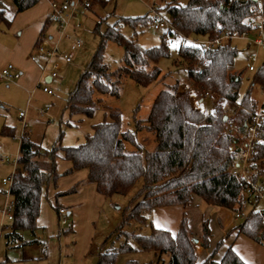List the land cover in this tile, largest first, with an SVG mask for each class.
<instances>
[{
	"label": "trees",
	"instance_id": "16d2710c",
	"mask_svg": "<svg viewBox=\"0 0 264 264\" xmlns=\"http://www.w3.org/2000/svg\"><path fill=\"white\" fill-rule=\"evenodd\" d=\"M11 1L16 12H21L39 0ZM91 1L92 4L95 1L103 2ZM262 2L264 4V0ZM256 5L257 0H188L184 5L179 4L178 0H163L159 10L167 13L168 17L162 14L165 18H174L173 27L165 30L158 46L149 48H142L136 40L124 37L118 29V23L106 24L102 29V22L96 23L93 30L99 33L101 41L66 99L65 108L70 115L90 117L95 104L101 102V95H119L123 77L141 86L157 80L161 72L156 63L161 57L169 55V45L165 38L174 36L181 37L177 54L186 76L202 99L205 93L209 94L212 110L200 117L185 92L179 90V82L176 81L156 94L144 120V126L154 135L155 145L150 151L125 152L124 141L137 149L139 145L131 132L121 131L120 112L110 107H105V118L92 125L91 132L76 146H62L59 135L51 149L45 150L29 136L21 137L17 165L11 174L8 189L13 202V218L4 234L6 245L25 243L21 232L30 231L34 234L37 229L43 189L51 179L60 175L56 171L59 151L62 158L70 163L62 174L85 170L87 182L93 183L96 192L105 198L113 194H126L141 180V187L130 200L132 203L120 227L130 220L145 223L148 213L154 207L185 206L193 196L200 197L206 204L240 210L243 182L231 173L235 159L229 147L234 137L227 132V114L230 108H235V122L242 132L257 105L250 97V90L254 85L264 88V62L252 71L248 88L239 96L240 74L232 69L237 50L231 40L210 48L190 43L187 39L213 38L217 29L229 32L250 30V10ZM3 13L0 10L2 19ZM121 20L135 29L148 26L151 17L147 12L144 16ZM46 25L45 20L41 32ZM106 40L120 45L124 51L122 65L114 70L104 61L103 45ZM149 63L153 66L146 69ZM141 126L138 122V127ZM0 135L13 136V128L2 126ZM260 137L264 140V128L260 130ZM251 159L253 180H261L264 169L258 166V162L264 161V143L256 147ZM75 190L72 187L68 192ZM60 208L55 206L57 215ZM246 215L218 241L212 253L201 264H245L231 243L219 260H214L213 256L232 231L257 242L264 239V210L250 209ZM129 236L134 239L135 246L126 241L117 248L102 251L95 264H114L118 254L131 252L135 247L152 251L157 262L163 255H167V264H197L194 252L196 238L189 229L185 214L175 234L155 228L149 223L147 234ZM209 237L210 230L205 219L200 223L198 237L202 247L208 246ZM6 263V260L0 261V264ZM124 264L139 263L130 259Z\"/></svg>",
	"mask_w": 264,
	"mask_h": 264
},
{
	"label": "rangeland",
	"instance_id": "374dc122",
	"mask_svg": "<svg viewBox=\"0 0 264 264\" xmlns=\"http://www.w3.org/2000/svg\"><path fill=\"white\" fill-rule=\"evenodd\" d=\"M102 1H95L92 4L90 0L89 9L77 14L76 21L80 23V26L75 29L68 27L67 34L58 38V50L61 53H71L72 60L66 63L60 57H55L56 78L50 82L44 80L50 65L45 70L42 69L44 59L35 53L34 48L31 49L30 57L37 65L39 73L37 79L16 83V81L8 82L0 78V129L2 125L13 128V136L0 135V156L9 157L7 161L0 160V193L8 190V184H3L2 178L9 177L15 167V161L12 159L18 156V140L23 121L26 123L25 130L31 140L40 143L45 150L51 149L59 135L62 146H76L84 141L86 134L91 132L92 125L105 118V107H110L120 112L121 131L131 132L139 145L137 149L131 143L124 141L125 152L139 150L143 153L152 150L155 145L154 135L146 129L144 120L160 90L178 81L179 90L185 92L186 98L200 117L209 114L212 110L211 97L205 96L202 99L191 80L186 76L185 68L179 62L177 54L181 37L174 36L165 38L169 45V55L161 57L156 63L161 72L157 80L147 86H141L130 78L123 77L119 95H101V102L95 104L94 112L90 117L82 114L70 115L65 108L66 99L101 41L99 33L93 30L96 23L102 22L101 29L106 24L118 23L120 33L126 38L136 40L142 48L158 46L165 33V29L154 30L147 25L133 29L121 20L146 15L149 12L148 5L151 0ZM187 2L188 0H178L181 5ZM40 3L43 8L47 7V2L41 0ZM162 3L163 0L156 1L158 7ZM12 8L10 0H0V10L4 11L3 19L0 18V44L15 51L7 54L1 53L2 59H8L12 54H16L17 48L14 49L16 40L25 36V31L22 35L19 34L20 27L16 29V24L10 26L7 14ZM162 14L168 17L166 12ZM43 32L55 39L58 37L53 24H47ZM75 41H79L80 46L72 49L71 44ZM231 43L237 50L232 69L240 74L238 94L242 96L253 75L252 71L247 69L248 58L254 54L256 56L254 65L255 68L258 67L264 62V49L243 39H232ZM123 55L124 51L120 45L111 40L104 42V61L111 69H117L122 65ZM7 63L15 66L12 60ZM152 66L153 64L149 63L146 69H151ZM43 86L50 89L52 94L44 93ZM250 97L258 105L261 104L264 101V89L254 85L250 90ZM46 107L48 108L46 114L40 115L39 109ZM19 111L24 112V119L18 117ZM138 122L141 123V127H138ZM258 163V166L264 169V161ZM69 166L70 163L62 158L59 151L56 171L60 175L51 179L43 189L37 229L34 234L30 231L21 232L24 245L16 247L6 245L4 234L11 221L5 215H1L0 261L7 259L6 264H95L97 250L114 249L126 241L135 246L132 236H127L145 235L149 232L148 219L145 223L130 220L120 227L122 218L127 215L128 206L132 203L130 200L141 187V180H138L126 194H113L103 199L96 194L94 185L87 182L85 170L80 169L62 174ZM258 184L264 189V177L258 180ZM72 187L76 190L68 192ZM55 206L69 212L65 217L68 225L61 223V216L57 215ZM257 207L264 209V202H260ZM147 217L150 218V213ZM197 228L196 230H200V224ZM33 241L39 242V245L32 244ZM129 259H134L139 264H157L153 252L144 250L118 254L114 264H124Z\"/></svg>",
	"mask_w": 264,
	"mask_h": 264
},
{
	"label": "built area",
	"instance_id": "2783aa9c",
	"mask_svg": "<svg viewBox=\"0 0 264 264\" xmlns=\"http://www.w3.org/2000/svg\"><path fill=\"white\" fill-rule=\"evenodd\" d=\"M49 4V11L46 17L47 24H53L56 28L58 37L55 39L51 35H46L41 32L36 40L34 51L37 55L44 59L42 63V69L45 70L50 65L47 77L50 80L57 77V63L54 61L55 57H60L64 62L68 63L72 59L71 53H61L58 50V38L62 35H66L68 27L72 29L78 28L80 23L76 21L77 14L79 12H85L91 6L90 0H47ZM157 0H151L148 5V11L151 17V21L148 27L159 30L169 29L173 27L174 18H165L158 5ZM250 30H244L241 32L236 31H222L216 30V35L213 38L195 39L188 38L187 41L193 44H201L204 47H217L222 45L228 40L243 39L254 46L264 49V4L262 0H257V5L253 6L250 10V16L248 20ZM80 46L79 41H75L71 44V48L75 49ZM256 62V56L250 55L248 58L247 69L248 71H254ZM20 71L12 63H7L0 69V78L8 82H14L20 77ZM261 89H264L261 87ZM42 91L47 94H52V91L43 86ZM208 97L209 94L205 93ZM48 108L39 109V114H46ZM24 112H19L18 117L24 119ZM228 122L227 132L234 137L233 143L229 147V152L235 159V165L231 168V173L238 177L243 182V191L241 194L240 203L242 206L247 205L251 209H256L260 202H264V189L258 184V180H253L252 177V154L254 153L258 145L263 144L264 140L260 137V130L264 128V101L261 104H257L255 109L250 115V118L244 125V130L241 132L238 130L235 116L236 110L234 107L228 110ZM26 123L23 121L22 131L19 136V140L23 136H28V132L25 130ZM18 158V156H17ZM17 158L12 159L15 161V167L17 165ZM3 160L7 161L9 157L3 156ZM14 167V169H15ZM13 169V171H14ZM12 171V173H13ZM11 173V174H12ZM11 174L7 178H2L3 184H8V189L11 184ZM5 203L2 208V214L6 216L8 220L13 218V202L8 195V190L4 192ZM66 214L64 208L59 209V215L61 216V223L68 225L66 221ZM246 214L239 210L234 211V217L236 219H245ZM71 226V225H69ZM259 243L264 246V239H260Z\"/></svg>",
	"mask_w": 264,
	"mask_h": 264
},
{
	"label": "crops",
	"instance_id": "0c3cea01",
	"mask_svg": "<svg viewBox=\"0 0 264 264\" xmlns=\"http://www.w3.org/2000/svg\"><path fill=\"white\" fill-rule=\"evenodd\" d=\"M40 1L41 0H39L32 7L21 12H16L15 6L12 3L13 8L10 10V13L7 14L8 15L7 18L10 19L9 22L11 24L10 25L11 27L13 26V24H16V29L20 27L19 28L20 35H22L23 32L25 31V36L23 38L21 37L20 39L16 40V45L14 47V49L17 48L16 54L14 53L10 57H8L9 60L13 61V63L15 64V66L17 67V69L20 71L21 74L19 79L16 80V83L20 81L28 82L33 78L37 79V77L39 76L36 62L30 57V53H31V49L34 48L35 46L39 34L41 33L43 24L46 20L49 11L48 1L43 0L47 2L46 8L45 7L43 8L40 5L41 4ZM11 51L14 50L5 48L3 45L0 44V69L4 65H6V62H9L8 59H2L1 53L5 52L7 54L8 52ZM47 78L48 77L46 75L44 77V80L46 81ZM50 81L51 80L46 82H50ZM18 147H19V141H18ZM0 160H2L1 156H0ZM85 178H86V172H85ZM96 194L98 193L96 192ZM98 196L105 199V197L99 194ZM4 203H5V194L0 193V218L2 215V208L4 206ZM250 209L251 208L249 206L244 205L240 208L239 211H241L244 214H247V212ZM256 209L264 210L263 208H258V207H256ZM234 211L235 210H230L225 207L213 206L210 204H206L205 202L203 203L200 197L193 196L191 201L185 206L169 205V206L154 207L149 212L150 218L147 219L149 220V223L153 225V227L168 230L171 234H175L178 230L181 218L183 214H185L189 229L192 235L196 238V240L194 241V252L197 258V264H201L212 253L218 241L223 239V237H225V234L230 229H232L234 226H236L242 221V219H236L234 216H232V213H234ZM205 219L208 221L210 237H209L208 246L202 247L198 240V237L200 236V230H196V229H198L197 225L200 224L201 221ZM0 228H1V224H0ZM230 243L232 244L233 250L237 253V255L242 259V261L245 264H264V246L261 245L259 242L243 234H236L235 231H232L230 236L225 239L224 243L220 245L218 249H216V253L213 256V259L219 260L222 257L226 247ZM32 244L39 245V242L33 241ZM18 245H24V243L22 244L18 242L16 244H12L11 246L16 247ZM43 248L45 249L44 246ZM136 250L139 249L135 247L133 251ZM102 251L103 250H97L96 258H98V254ZM154 257L156 258L155 255ZM5 260L7 261V259ZM168 260L169 257L167 255H163L161 257V260L156 263L167 264Z\"/></svg>",
	"mask_w": 264,
	"mask_h": 264
},
{
	"label": "water",
	"instance_id": "95a60500",
	"mask_svg": "<svg viewBox=\"0 0 264 264\" xmlns=\"http://www.w3.org/2000/svg\"><path fill=\"white\" fill-rule=\"evenodd\" d=\"M50 79H49V77L46 79V81H49Z\"/></svg>",
	"mask_w": 264,
	"mask_h": 264
},
{
	"label": "snow or ice",
	"instance_id": "6c2138e0",
	"mask_svg": "<svg viewBox=\"0 0 264 264\" xmlns=\"http://www.w3.org/2000/svg\"><path fill=\"white\" fill-rule=\"evenodd\" d=\"M262 143H264V142H262Z\"/></svg>",
	"mask_w": 264,
	"mask_h": 264
}]
</instances>
